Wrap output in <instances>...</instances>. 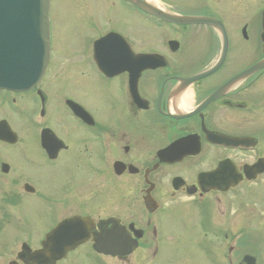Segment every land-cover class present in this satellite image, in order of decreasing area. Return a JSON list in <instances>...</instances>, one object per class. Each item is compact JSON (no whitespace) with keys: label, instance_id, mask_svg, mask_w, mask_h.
I'll list each match as a JSON object with an SVG mask.
<instances>
[{"label":"flooded vegetation","instance_id":"af4514ba","mask_svg":"<svg viewBox=\"0 0 264 264\" xmlns=\"http://www.w3.org/2000/svg\"><path fill=\"white\" fill-rule=\"evenodd\" d=\"M80 7L67 76L97 77L91 110L49 92L50 59L32 89L0 90V147L29 160L34 138L46 164L0 156V264H29L72 218L84 240L55 264H188L187 248L191 264H264V0Z\"/></svg>","mask_w":264,"mask_h":264},{"label":"water","instance_id":"95a60500","mask_svg":"<svg viewBox=\"0 0 264 264\" xmlns=\"http://www.w3.org/2000/svg\"><path fill=\"white\" fill-rule=\"evenodd\" d=\"M49 4L50 0H0V89L25 91L41 79L49 59ZM83 223L78 218L60 223L46 235L40 250L26 256L27 262L55 264L64 258L84 240ZM118 248L119 254L132 249Z\"/></svg>","mask_w":264,"mask_h":264},{"label":"rangeland","instance_id":"374dc122","mask_svg":"<svg viewBox=\"0 0 264 264\" xmlns=\"http://www.w3.org/2000/svg\"><path fill=\"white\" fill-rule=\"evenodd\" d=\"M87 1L88 0H51L50 29L52 35H51L50 61L52 60V65L49 69V73H48L49 75L46 83L49 84L48 89L51 94L52 93L54 94L55 89L58 90L62 88L63 94L67 93V90H70V92L71 91L73 92V95L76 98L75 100L77 102L79 103L82 102L86 105L88 104L87 106L89 107L92 106L95 102L96 93H94V89H95V85H96L95 81L97 80V77L95 75L89 74L87 70L84 68L86 66H84L83 68L77 67L78 71L83 73V77L69 78V76H67V74L71 73L74 69L72 68L70 63H72V61L74 62L76 61V59L72 58L74 51L73 54H71L72 48L70 46V42H73L71 37L72 35L71 29L73 25V20H72L73 14L71 12L72 2L76 3V6L78 7L81 6L80 8H82V10H85L83 7L87 6ZM58 70L63 72V74L65 73L66 74L64 75V77L61 76L60 74V76L57 79H55L56 81L55 80L53 81V79L55 78V73L56 72L58 73ZM70 82L73 83V85H70ZM76 84L82 85L83 90L81 91V93L73 88V86ZM26 96L23 97L24 101L25 99L26 101L28 100V97ZM52 103L53 106H55V100H53ZM17 123L19 122L17 121ZM22 132L25 131L23 130ZM26 142L28 143L27 144L28 146L26 148H29L28 152L26 153L29 160L20 161L19 158H17L16 156L17 152L15 149L13 150L5 149L2 147H0V156L6 160H10V163L15 162L17 163V165L19 163H23L22 166L23 170L33 172L34 174H39L42 177L45 173L46 164L42 163L41 161L42 157L39 156L38 154V148H36L37 145L34 142V138H30L29 140H26ZM61 171L62 168L55 167L53 169V173H51V176L54 177V180H56L57 182L55 185L56 188L60 186L64 181V179L60 178V174H63L60 173ZM45 178L46 177L44 176L43 179ZM44 185H46V183H44ZM176 205L177 204H169L167 206V210L176 208ZM39 224H40V220H36V221L32 220L30 228L37 229ZM187 250L189 253L186 255V257H188V260L190 262L188 264H191L193 262L192 259L193 250L190 248H187ZM197 261L198 259L196 257L194 262Z\"/></svg>","mask_w":264,"mask_h":264}]
</instances>
